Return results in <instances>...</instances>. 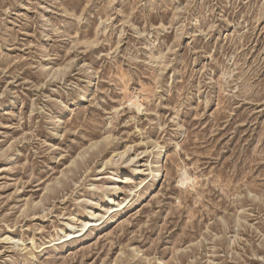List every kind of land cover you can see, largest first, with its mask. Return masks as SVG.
<instances>
[{
	"label": "rangeland",
	"instance_id": "374dc122",
	"mask_svg": "<svg viewBox=\"0 0 264 264\" xmlns=\"http://www.w3.org/2000/svg\"><path fill=\"white\" fill-rule=\"evenodd\" d=\"M0 264H264V0H0Z\"/></svg>",
	"mask_w": 264,
	"mask_h": 264
},
{
	"label": "bare ground",
	"instance_id": "6f19581e",
	"mask_svg": "<svg viewBox=\"0 0 264 264\" xmlns=\"http://www.w3.org/2000/svg\"><path fill=\"white\" fill-rule=\"evenodd\" d=\"M122 157L124 156V154L123 155H121ZM120 156V157H121ZM118 158H119V156H118ZM159 176L158 177H161V172H158L157 173ZM186 173H184V175H185ZM155 177V176H154ZM162 180V179H161ZM120 187V186H119ZM113 195H115V194H113ZM107 199V198H106ZM108 204L109 205H112L113 207H115V208H120V206H121V204L120 203H116V202H114V200L111 198V197H109L108 198ZM135 206V205H134ZM112 212V211H111ZM98 219V216H97V214L96 213H91V215H90V220H92L93 222L94 221H96ZM91 221V222H92ZM100 222V221H99ZM75 224V223H74ZM74 224H67L66 225V227H67V229L65 230V231H63L62 232V235L63 236H65V237H67V236H71L73 233H75L76 231H77V229L78 228H76V225H74ZM77 224V223H76ZM89 226V224L88 223H86V224H84L83 226H82V230H81V232H84V231H86V230H88V227ZM80 231V230H79ZM80 232V233H81ZM78 235V234H77ZM55 243V242H54Z\"/></svg>",
	"mask_w": 264,
	"mask_h": 264
}]
</instances>
